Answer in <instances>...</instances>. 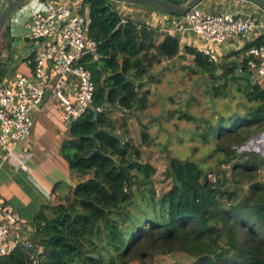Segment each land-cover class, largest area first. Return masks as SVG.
<instances>
[{
	"label": "trees",
	"instance_id": "obj_1",
	"mask_svg": "<svg viewBox=\"0 0 264 264\" xmlns=\"http://www.w3.org/2000/svg\"><path fill=\"white\" fill-rule=\"evenodd\" d=\"M115 3L83 0L80 10L83 13L87 7L89 36L98 42L99 57L93 60L86 55L80 60L91 72L95 90L92 108L70 122L60 153L81 180L59 202L42 205L34 217L31 240L43 247L39 264H154L158 256L178 252L191 257L190 264H264V181L256 173L264 158L253 155L242 163L236 161L243 157L236 147L264 128V89L243 78L245 85L239 89L248 103L246 112L235 111L237 118L229 126L220 118L215 128L208 127L215 133L221 163L234 162L232 173L227 176L220 170L211 182L196 162L171 157L166 169L171 186L156 197L152 186L155 167L141 162V150L127 136L126 124L113 121L107 110L116 104L129 110L146 107L149 91L144 82L154 80L151 71L155 67L180 53V43L170 32L160 33L146 23L124 19ZM8 34L7 23L0 33V47H9ZM261 44L264 35L246 43L242 51ZM184 50L192 56L193 72L223 79L213 89L216 95L225 96L231 61L215 64L193 47ZM242 63L241 69L249 72L246 59ZM4 71L5 61L0 57V77ZM103 129L124 130L125 140ZM141 136L146 144L147 133ZM204 137L208 142L207 133ZM95 148L113 160L94 153ZM118 165H128V177ZM138 198H145L140 204L152 212L135 225L132 219L133 213L140 212L135 206ZM31 254L17 248L2 257L0 264H32Z\"/></svg>",
	"mask_w": 264,
	"mask_h": 264
},
{
	"label": "crops",
	"instance_id": "obj_2",
	"mask_svg": "<svg viewBox=\"0 0 264 264\" xmlns=\"http://www.w3.org/2000/svg\"><path fill=\"white\" fill-rule=\"evenodd\" d=\"M68 1L73 6L83 7V0ZM5 2L6 0H0V11ZM23 2L8 22L9 34L6 42H8L9 47H0V57L5 61V79H12L15 75L20 74L30 76L34 66L33 60L37 44L27 37V21L30 9L33 7L38 9L44 8V0H24ZM114 6L124 19H130L138 23H146L160 33L170 32L179 40L181 48L180 53L174 59L163 61L151 71V76L154 80H146L144 82V89L149 91L146 107H137L128 113H123L121 110L113 107L107 110V115L113 121L117 123L124 122L126 124L127 136L142 151L147 147L141 143V126L147 125L157 116H164L162 99L155 97L153 91L156 87L164 83L162 81L164 73L166 75L175 73L182 67L181 65L186 57L188 60L192 59V56L187 54L184 49L186 46L195 48L193 41L195 37L190 31L184 29L185 25L181 16L123 3H115ZM199 6L212 12H233L239 16H251L258 20L259 25L255 31L244 37L239 36L222 45L213 47L214 52L221 57L223 64L227 61L235 60L237 67L243 71L241 69L243 64L242 60L245 59V52L242 51L243 47L246 43L252 42L261 35H264V10L262 11L257 4L249 0H202ZM83 10L84 12H88L86 6ZM130 16H137L138 18L134 20ZM161 39L162 35L159 36L158 40ZM234 53L238 54L228 57ZM217 71L216 73H220V70ZM233 72L234 69L232 67L231 75ZM257 80L258 82L255 84H258L264 89V80ZM51 89L52 84L45 91L41 110L35 117L31 134L26 141L30 149L27 171L15 169L10 166H5L0 170V204L11 205L22 220L21 225L15 227L11 232L12 237L17 240L31 239L33 235L34 217L40 207L42 205L59 202L81 180L75 172L71 171L67 161L60 153L62 141L69 136L70 122L63 119L62 106ZM76 89V80L73 78L67 79V91L70 96L74 95ZM230 96L231 100H237L236 103H233L234 108L232 109V113L234 114L235 111H238L239 114L245 113L248 103L245 102L243 90L236 89V94ZM225 97L227 98V95ZM228 98L225 102L229 101ZM227 104H230L229 108H231V103L227 102ZM174 110L175 108L168 104L166 108V112H169L168 116H166L167 121L172 119L170 115H175ZM224 115H228V112L226 108L222 107L220 118H224ZM180 117L186 120L192 119L191 116L185 113ZM218 120L219 118L217 116L214 121L209 122V126L215 128ZM229 125L230 123H227V126ZM196 130L200 132V142L196 149L201 148V143H204L206 145L205 148L207 147L210 150L209 156H213L214 159L221 156V153L215 151V143L212 141L215 139V133L208 127L201 129V126H198ZM116 131L124 130L116 129ZM204 132L208 134L209 140L212 142H209V140L208 142L205 141ZM236 151L238 154L243 155V157L236 159V161L241 163L244 162L246 157L253 155L258 160L264 158V128L249 137L243 145L236 147ZM233 165L234 162L228 164L221 163L220 168L226 171V175L229 176L233 171ZM208 167L210 166L206 164V169ZM261 172L264 173V164H260L256 169L258 180L264 181V178L259 174ZM220 176H222V173H220ZM243 187L247 188L248 186L244 185Z\"/></svg>",
	"mask_w": 264,
	"mask_h": 264
},
{
	"label": "built area",
	"instance_id": "obj_3",
	"mask_svg": "<svg viewBox=\"0 0 264 264\" xmlns=\"http://www.w3.org/2000/svg\"><path fill=\"white\" fill-rule=\"evenodd\" d=\"M80 10L81 6H73L68 0H44V8L30 9L27 37L37 44L32 73L30 76L15 75L12 79L0 77V170L10 166L27 171L30 149L26 141L41 110L45 91L51 84L65 121L72 122L92 108L95 84L91 72L80 60L86 55L96 60L99 57L98 42L89 36L88 12ZM180 16L184 29L195 37V49L215 64L221 62V57L214 52V46L244 37L259 25L254 17L212 12L199 4ZM245 59L249 73L264 80V44L250 46L245 51ZM69 78L77 83L73 96L67 91ZM114 108L123 113L130 111L119 104ZM207 178L211 182L217 180L211 172L207 173ZM21 223L11 205L0 204V259L21 248L32 252V264H39L42 245L31 239L12 237V230Z\"/></svg>",
	"mask_w": 264,
	"mask_h": 264
},
{
	"label": "rangeland",
	"instance_id": "obj_4",
	"mask_svg": "<svg viewBox=\"0 0 264 264\" xmlns=\"http://www.w3.org/2000/svg\"><path fill=\"white\" fill-rule=\"evenodd\" d=\"M130 17L134 20L138 18L137 16ZM191 64L192 61L186 57L178 71L169 75L163 74L162 81L165 84L163 83L156 87L153 95L162 99L164 116H157L147 125L141 126V134L143 131L147 133V143L144 144L141 139L142 145L147 147L141 151V159L142 161L150 162L155 167V173L152 176V186L158 198L170 187L171 179L167 176L166 169L168 160L171 157L179 160L194 161L206 173L216 174L222 169L220 168L222 156H218L217 159H214L211 155L209 156L210 150L207 147L205 148L206 145L204 143V145L201 143V148L196 149L200 142V132L196 130V127L201 126V129L209 127L210 121H214L217 116L220 119L222 107L226 108L228 112V115H224L225 123H232L237 118L232 113L234 100H231L230 95H235L236 89L238 90L240 86L245 85L244 79L239 77L236 81H232L229 78L228 87L223 92V95H227V98L229 96V101H227L231 103V108H229L230 104L228 105L225 102L227 98L221 94L216 95L213 89V85L221 83L223 79L217 74L213 76L201 71L193 72ZM168 104L175 108V115H170L172 119L169 121H167L166 117L169 113L168 111L166 112ZM184 113L191 116L193 120H186L180 117ZM212 141L215 143V139ZM212 141L209 140V142ZM206 164L210 166L208 169H206ZM259 174L264 178V173L261 172ZM147 192L149 191L147 190ZM141 200L139 198L135 200L136 209L140 210V212L134 211L136 213H133L132 222L135 225L144 220L146 216H150L149 212H152L147 205L141 206L140 204L146 199ZM144 206L145 209H141ZM161 214L162 211L160 217ZM170 261L190 264L192 258L185 253L178 252L158 256L154 264H166ZM131 264L140 263L134 261Z\"/></svg>",
	"mask_w": 264,
	"mask_h": 264
},
{
	"label": "water",
	"instance_id": "obj_5",
	"mask_svg": "<svg viewBox=\"0 0 264 264\" xmlns=\"http://www.w3.org/2000/svg\"><path fill=\"white\" fill-rule=\"evenodd\" d=\"M24 0H6L4 3L1 11H0V33L2 29L5 27V25L9 22L10 18L12 17L13 13L18 9V7L21 5V3ZM118 3L123 4H131V5H137L144 8H151L156 11H160L166 14L171 15H184L189 9L192 7L198 5L202 0H188L184 3L175 4L168 0H112ZM255 4H257L262 10H264V0H249ZM230 66L233 67L234 72L232 75L229 76L230 80L236 81L239 77H244L250 81L251 84H255L258 82L257 78H255L251 73L249 72H243L241 71L236 64V61L233 60L230 63ZM237 100H234L233 103H236ZM107 106V102L103 105V108ZM234 108V106H233ZM103 131L110 136H113L120 141L125 140V132L124 131H111L107 129H103ZM94 153L99 154L103 158H108L111 161L113 160L109 155H103L99 153L97 148H95ZM133 161H136V159H133ZM143 164H145L147 161H141ZM127 167L128 165H118V168L121 169L126 176L128 177L127 173ZM118 264H121L118 262Z\"/></svg>",
	"mask_w": 264,
	"mask_h": 264
}]
</instances>
